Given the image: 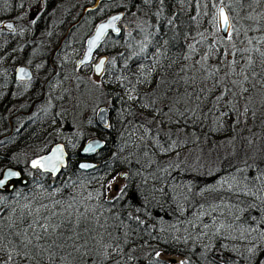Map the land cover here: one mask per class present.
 <instances>
[{
  "label": "trees",
  "instance_id": "16d2710c",
  "mask_svg": "<svg viewBox=\"0 0 264 264\" xmlns=\"http://www.w3.org/2000/svg\"><path fill=\"white\" fill-rule=\"evenodd\" d=\"M59 1L38 0L24 38L0 29V171L16 167L28 180L0 189V264H170L157 252L187 264H264V0H85L67 22L68 13L52 16ZM16 2L0 0V20H17ZM219 4L231 39L215 30ZM120 8L135 22L99 46L109 80L98 102L110 110L105 132L87 115L104 140L95 166L77 167L82 138L63 145L53 176L14 158L55 143L52 131L73 120L65 102L75 89L16 92L14 65L34 67L44 85L65 83L88 63L64 54ZM117 173L123 184L107 198ZM35 220L47 234L29 228Z\"/></svg>",
  "mask_w": 264,
  "mask_h": 264
},
{
  "label": "rangeland",
  "instance_id": "374dc122",
  "mask_svg": "<svg viewBox=\"0 0 264 264\" xmlns=\"http://www.w3.org/2000/svg\"><path fill=\"white\" fill-rule=\"evenodd\" d=\"M4 1V0H1ZM85 1V0H60L59 4L56 6L55 11L53 12V17L55 20L61 19L65 16L66 13H68V17H66V22L70 20L71 18L75 17V14L77 10L79 9L80 4ZM123 1V0H122ZM37 2L38 0H17L16 5L19 8V12L17 14V20L14 22L12 19H2L0 20V29L9 31L10 33L14 35H18L19 37H25L27 36L26 30H25V21L24 18L29 15L35 14V8L37 7ZM220 5V4H219ZM218 6V5H217ZM215 6L214 9V18H215V30L217 33H219L218 28H217V22H216V8ZM117 10H123L122 8L117 9ZM132 15H129V17L120 20L119 22V29L126 31L130 25H133L135 22L134 18ZM13 21L12 22V29H9L8 27L1 26V23L3 21ZM84 22H80L75 30L76 31L80 30L83 28ZM93 27V26H92ZM92 27L90 28L89 32L91 31ZM7 28V29H6ZM88 32V33H89ZM220 34V33H219ZM84 41V39H82ZM100 46V45H99ZM83 48V42L81 47L78 46H72L69 50V56L67 54H64V56L70 58L74 64L76 58L79 56L80 52L82 51ZM100 49V51H99ZM99 52H95L90 60V63H88L87 67H84L81 71L76 72L74 76H69L66 80V82H61L58 78L52 77L50 78L49 81H47V84L44 85L43 81V75H40L38 72H36L34 67H31L32 70V76H33V82H29V80L25 81H16V85H14V88H16V92H21L22 90H27V86L34 84L38 85L39 87H44L50 89L54 95H60V92L66 89H69L68 84L70 86L74 85V88L78 91H75V89H71L69 96L65 102L66 105H68V109L70 111L73 110L72 116L73 120L70 124L67 126L65 124L62 125H57L56 128L52 131V139L55 140V142H60L63 145L66 143L72 144V142L78 138H82L83 140H86L87 138L90 137H97V131L95 128H89L88 127V120H87V115L91 114L92 118L94 119V111L96 107L99 104L98 100L99 97H101V90L100 87L104 86L105 84L108 83L109 80V72L108 70H103L102 74L99 76H95L92 74L91 71V63H93L98 55L103 54L101 51V47H98ZM74 52L76 53V56H73ZM19 65V64H16ZM14 65V67L16 66ZM25 65V64H22ZM75 77H79L81 80V86H77L75 83ZM93 85L95 87H93ZM47 89V90H48ZM70 90V89H69ZM50 99V98H49ZM51 100V99H50ZM74 102V104L77 107L72 106L71 104ZM51 103V102H49ZM105 106L108 107L107 102L101 103ZM71 105V106H70ZM45 106L47 104L45 103ZM109 108V107H108ZM52 142L50 146L53 144ZM81 145V144H80ZM80 145L76 147L78 150ZM49 146V147H50ZM74 148V147H73ZM71 146V149H73ZM34 151V148L32 150L24 149L20 150L18 152L14 153V158H17L19 161H25V160H30L32 154L31 152ZM80 158H78L79 160ZM123 184V176L121 173H117L110 177L106 184H105V196L107 198L113 197L117 191L120 189V187ZM161 255L159 257L164 258L166 260L169 259V257H173L175 262H179L180 259H178V256L176 255H167L160 253Z\"/></svg>",
  "mask_w": 264,
  "mask_h": 264
},
{
  "label": "water",
  "instance_id": "95a60500",
  "mask_svg": "<svg viewBox=\"0 0 264 264\" xmlns=\"http://www.w3.org/2000/svg\"><path fill=\"white\" fill-rule=\"evenodd\" d=\"M220 8H223L225 14L227 15V12L225 10L224 5H222V4L218 5L217 8H216L217 28H218L219 33L222 36H226L228 32L224 31L222 25H220V23H219V10H220ZM116 16H119L120 19L116 20L114 22V27H109V28H106L104 30V33H103L102 37L96 42V44L94 46H91V54L89 55V48H90V43L89 42L95 40L96 34H97V30L99 29L100 25L109 24L112 21V18L116 17ZM122 17H123V11L122 10H115V11H112V12L108 13L102 19H100L97 22H95V24L93 25L91 31L84 38L82 51L80 52L79 56L76 58V60L74 62L75 67H79V66H81L83 64L90 63V60H91L93 54L95 52H97L98 47L101 44V42L104 39V37L107 34H113L114 35V34H117L119 32V22H120ZM8 23L12 24L11 21L7 20V21H3L1 23V25L4 26V27H7L6 25ZM101 60H103L104 64H105L106 56L104 54L98 55L97 59L93 63H91V71H92V74L95 75V76H99L100 74H102L104 64H103V67H102V71L99 72V73L96 71V67H95L97 64L100 63ZM20 69H24V72L21 73ZM12 73H13L14 78L17 79V80H28V79H30L32 77L31 67L27 66V65H22V64L16 65L13 68ZM108 112H109V108L107 106L103 105V104H100V105H98L96 107V109L94 111V122H95V124L97 125V127L99 129H107V126H108V123H109ZM90 144L93 145L95 150L91 151V152H85L84 149L86 147H88V145H90ZM58 146L62 147V149H63L62 160L55 162L56 165H57V169L58 170H56L55 172H53V171H45L44 169L37 167V169H39L40 171H45V172L49 173L52 176L57 174L59 172V170L65 165V161H66V151L64 149L63 144L60 143V142L53 143L44 153L32 158L29 161V166L32 167V161H34V160H38V159H41L43 157H48V156L52 155L53 154V149L57 148ZM102 146H103V140L101 138H98V137L87 138L80 145V147L78 149V156L80 157V159L77 161V167L79 169H83V170H87V169H90V168L94 167L96 163L92 159H89L88 157L93 155ZM81 165H88V167L82 168ZM9 170H11L12 172L19 173V176L18 177H13L3 188H0L1 190H7V191L11 190L13 188V186H14V183L16 181H18V183L21 184V185L26 183V180H27L26 177L24 175H22V173L20 172V170L18 168L12 167V166H6V167L2 168V170L0 171V177H2V175L5 172L9 171ZM121 175L123 176V174H121ZM178 259H180V257H178ZM167 262L170 263V264H173V263H175V260H174L173 257H169Z\"/></svg>",
  "mask_w": 264,
  "mask_h": 264
},
{
  "label": "snow or ice",
  "instance_id": "6c2138e0",
  "mask_svg": "<svg viewBox=\"0 0 264 264\" xmlns=\"http://www.w3.org/2000/svg\"><path fill=\"white\" fill-rule=\"evenodd\" d=\"M119 19H120V17L119 16H116V17H113L112 18V21L109 24H107V25H100L99 29L97 30V34H96L95 40L89 42L90 43L89 55L91 54V46H94L96 44V42L102 37V35L104 33V30L106 28H109V27H114V22L116 20H119ZM33 23H35V20L33 21ZM219 23H220V25H222L223 30L226 31V32H228V39H231L232 33H231L230 29H231L232 26H231V24L229 22L228 16L225 14L223 8H220V10H219ZM6 26L9 29H12V27H13V25L11 23H8ZM249 43H251V41H249ZM257 51H258V49H257ZM228 55H229L228 53H225V56H228ZM231 55L234 56L235 55V52H233ZM261 55L264 56V53H261ZM204 59L206 60L207 57H205ZM233 63H234V61H233ZM103 64H104V61L101 60L100 63L95 66L96 67V71L98 73L102 71ZM215 71H218V69L209 72V75L210 76L211 75H214V72ZM20 72L23 73L24 72V69H20ZM221 99H223V95L216 97V100L217 101H219ZM245 111H247V109H245ZM181 115H183V114L181 113ZM222 115H227V113H222ZM173 146H174V144H173ZM94 150L95 149H94L93 145H91V144L88 145V147H86L84 149L85 152H91V151H94ZM62 152H63L62 147H59L58 146L57 148L53 149V154L52 155H50L48 157H43L41 159L32 161V167L33 168L39 167V168L44 169L45 171H53V172H55L56 170H58L57 169V165H56L55 162L62 160ZM81 167L82 168H85V167H88V165H81ZM18 176H19V173L12 172L11 170L5 172L2 175V177H0V188H3L13 177H18ZM37 225H39V227L44 230V233L47 234L48 225L46 223L45 224H39V221L38 220L33 221V223L29 225V228H32L35 231V228H36ZM251 231H255V229H251ZM25 233H27V230H25ZM35 234H36L37 238H39V233L36 232ZM261 235H262V237H264V233H262ZM27 243L30 244L31 243V240H27ZM254 250H255L254 248H249L248 249V252L251 253ZM160 255L161 254L159 252L156 253V256L157 257H159ZM9 259H11V256H9ZM179 264H187V261H179Z\"/></svg>",
  "mask_w": 264,
  "mask_h": 264
},
{
  "label": "bare ground",
  "instance_id": "6f19581e",
  "mask_svg": "<svg viewBox=\"0 0 264 264\" xmlns=\"http://www.w3.org/2000/svg\"><path fill=\"white\" fill-rule=\"evenodd\" d=\"M100 50V49H99ZM97 52H99V51H97ZM105 56H106V54H104ZM106 59H107V56H106ZM106 62V61H105ZM110 110V109H109ZM101 131H103V132H105L106 131V129H100ZM98 138H100V137H98ZM103 140V139H102ZM103 144H104V140H103ZM103 148V147H102ZM90 159V158H89ZM123 176H124V174H123ZM28 181V180H27Z\"/></svg>",
  "mask_w": 264,
  "mask_h": 264
},
{
  "label": "flooded vegetation",
  "instance_id": "af4514ba",
  "mask_svg": "<svg viewBox=\"0 0 264 264\" xmlns=\"http://www.w3.org/2000/svg\"><path fill=\"white\" fill-rule=\"evenodd\" d=\"M13 71V70H12ZM12 76H13V73H12ZM13 78H14V76H13ZM15 79V78H14ZM16 81H25V80H17V79H15ZM80 158V157H79ZM88 158H90V159H92L93 158V155H91L90 157H88ZM93 160V159H92Z\"/></svg>",
  "mask_w": 264,
  "mask_h": 264
}]
</instances>
